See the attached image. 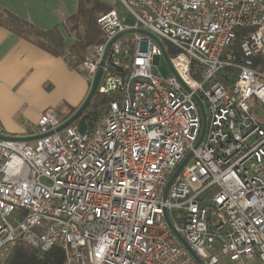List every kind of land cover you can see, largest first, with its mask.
<instances>
[{"label":"built area","instance_id":"obj_1","mask_svg":"<svg viewBox=\"0 0 264 264\" xmlns=\"http://www.w3.org/2000/svg\"><path fill=\"white\" fill-rule=\"evenodd\" d=\"M118 1L136 22L97 17L81 69L92 84L107 52L108 99L87 129L55 131L52 108L34 140L0 126V264L17 242L61 264H264V0Z\"/></svg>","mask_w":264,"mask_h":264},{"label":"crops","instance_id":"obj_2","mask_svg":"<svg viewBox=\"0 0 264 264\" xmlns=\"http://www.w3.org/2000/svg\"><path fill=\"white\" fill-rule=\"evenodd\" d=\"M102 1L116 8L110 0ZM78 4V0H0V126L4 133L30 134L41 113L50 108L68 120L85 100L91 83L82 63L77 69L70 63L76 58L72 46L77 40L70 20ZM51 30L63 41L61 52L41 35ZM65 99L71 105L61 111ZM221 264L261 263L223 258Z\"/></svg>","mask_w":264,"mask_h":264},{"label":"trees","instance_id":"obj_3","mask_svg":"<svg viewBox=\"0 0 264 264\" xmlns=\"http://www.w3.org/2000/svg\"><path fill=\"white\" fill-rule=\"evenodd\" d=\"M78 10L70 20L72 29L77 32L76 44L72 46V51L75 53V61L70 62L71 66L77 67L83 62L88 54V50L93 45L100 43L102 38V30L97 22V17L102 12L110 11L112 6L102 0H78ZM42 32L41 35L50 41L56 48L63 45V41L55 35L54 32ZM242 30H238L242 34ZM242 37H237L235 48L239 49ZM235 49V50H236ZM50 50H55L51 48ZM108 97L96 93L93 98L89 110L90 122L96 119L102 112L104 104ZM64 260V252L59 247L43 251L24 242H17L4 257V264H61Z\"/></svg>","mask_w":264,"mask_h":264},{"label":"water","instance_id":"obj_4","mask_svg":"<svg viewBox=\"0 0 264 264\" xmlns=\"http://www.w3.org/2000/svg\"><path fill=\"white\" fill-rule=\"evenodd\" d=\"M130 31H140V32H144L146 34L151 35L154 39H156V41L158 40L153 34H150L149 32H146V31L140 30V29L139 30H135V29L128 30V31H125V32L121 33L119 36H121V35H123L125 33H128ZM110 45H111V43L109 44V46ZM103 56L104 57L102 59L101 66H100V68H98L99 70H98V72L96 74V77H95L94 81H92L93 83L90 85V90H89L88 94H86L87 96H86L85 100L78 107V109L74 112V114L68 120H66L61 126H59L55 131H61L65 126L70 125L72 123H77L78 124V127H79V130L82 131V132H84L87 129V126H88V122L87 121L90 118V115H89V113L87 111L89 110L91 104L93 103L92 102L93 101V98L95 97V95L97 93V89H98V86H99V83H100V80H101V77H102V74H103V68L102 67L105 64V60H106V57H107V52ZM4 137L5 136H2L0 134V138H4ZM38 137H41V136H29V135L28 136H23V135H20L17 138L18 139H21V140L31 141V140H34V139H36ZM185 162H184V164H185ZM183 165L181 167H183ZM181 167H179V170L175 173L173 179L178 175V173L182 169ZM171 182L172 181H170L169 184H168V186L166 187V191L164 193L165 194V197H166V193H167V191L169 189V186H170ZM193 254H194V257H196L197 260L200 262V260L197 257V255L195 253H193Z\"/></svg>","mask_w":264,"mask_h":264},{"label":"rangeland","instance_id":"obj_5","mask_svg":"<svg viewBox=\"0 0 264 264\" xmlns=\"http://www.w3.org/2000/svg\"><path fill=\"white\" fill-rule=\"evenodd\" d=\"M110 1L118 9L120 15L121 16H125V18H126L125 21H126L127 24L132 25V24H134L136 22L135 17L130 15L128 9L126 7H124L122 4H120V2L118 0H110ZM28 31H30V29ZM168 65L169 64H168V60H167L166 56H163L161 58L160 64L158 65L161 74H164V75L167 76V74L172 72L170 66H168ZM69 105H71V102L68 99L63 100V102H62V104L60 106L61 107L60 108L61 111H62L63 107L66 108V106H69ZM258 114H259L260 117H263V114L261 112H259ZM10 220H11L12 223L16 224V222H15V220L13 218H10Z\"/></svg>","mask_w":264,"mask_h":264}]
</instances>
